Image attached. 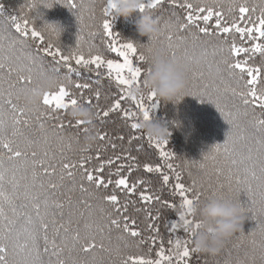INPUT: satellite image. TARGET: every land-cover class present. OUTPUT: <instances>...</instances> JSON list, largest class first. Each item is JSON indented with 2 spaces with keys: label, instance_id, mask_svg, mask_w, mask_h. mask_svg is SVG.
<instances>
[{
  "label": "snow or ice",
  "instance_id": "1",
  "mask_svg": "<svg viewBox=\"0 0 264 264\" xmlns=\"http://www.w3.org/2000/svg\"><path fill=\"white\" fill-rule=\"evenodd\" d=\"M55 3L75 10L78 31L73 46L66 47L60 42L63 29L58 23L46 20L38 23L43 19L39 6L51 8ZM166 3L168 8L164 7ZM176 9H180L182 15ZM99 10L97 18L95 0H29L9 11L0 0V264H102V257L92 255L90 261L84 257L96 253L98 249L113 252L105 248L103 239L97 242V235L103 236L105 226L86 223V231L82 234L78 226L73 228V216L83 217L84 211L70 212L67 220L63 218L65 202L69 206L72 204L71 195L66 201L52 198V193L61 185L51 179L57 174V167L49 158L47 133L51 131L62 143L67 141V147L71 149L72 141H78L79 136L78 133H66L60 114L83 102L94 107L101 124L116 114L125 122L130 121V129L141 132V135L130 134L127 138L129 146L135 140L143 139L140 120L150 119L160 100L153 91L139 95L131 92L133 86H142L146 70L142 65L148 62L141 49L163 46L171 55L179 54L184 58L190 56V46L194 49L205 45L208 41L204 38L210 37H223V44L227 47L213 46L212 60L207 61L205 67H194L189 71V85L181 96L190 95L201 101L207 97V102L215 106L229 125L224 141L212 145L198 165L208 175L207 185L195 178L186 185L181 179V172L176 171L173 163L167 162L174 156L167 150L168 140L150 136H147V142L158 151L159 158L166 161L155 164L145 162L142 165L147 174L161 178L160 187L156 190L150 191L149 181H130V175L122 173L123 168H127L129 174L134 168H140L137 157L130 154V147L124 151L126 159L134 163L120 165L116 169L118 179L115 181L104 175L105 165H112L114 160L102 159L99 149L96 152V158L100 160L97 167L90 171L86 163L92 157L81 156L79 168L83 170L84 180L97 190L114 185L115 189L131 195L136 193L138 186L147 185L139 192V199L149 205L144 209L151 221L147 229L154 233L147 238L136 227L137 221L127 214V202L119 204L116 191L99 197L120 214L113 218L108 213L109 230L112 227L122 228L133 239L139 237L137 247L150 242L147 256L125 254L119 248L115 249L119 264H191L198 252L192 246L194 233L189 226L195 224L199 227L191 215V205L199 202L202 196L206 198L209 192L230 195L239 202L241 191L246 193L249 201L246 206H241L256 223L250 232L242 231L232 236L223 250L231 257L232 249L243 248L245 241L251 238L250 251L245 250L244 259H237L235 264H264V238L259 242L255 240L257 232L264 237V0L252 4L247 0L229 2L226 6L222 0H213L212 3L144 0L138 11L141 14L146 10L159 11L161 16L158 19L162 24L161 34L140 46L133 40L122 39L119 33L113 31L115 0H102ZM257 12L259 15H256ZM86 15L91 21L87 25ZM226 15L232 16L231 21L226 19ZM85 27L88 28V41L84 36ZM225 50L227 55L217 61V53ZM105 52L115 54L114 58H108ZM204 54L206 57L209 55L207 47ZM257 54L262 58L261 63L254 62ZM213 65L221 82H224V74L227 73L228 79L235 81V86L226 83L221 89L212 76ZM83 71L95 73L96 79H85L81 75ZM45 72L56 74L61 81L58 88L45 93L41 107L37 109L29 111L19 106L16 89L32 84ZM102 98L108 102L101 104ZM85 125L84 121L75 120L73 123L69 120L67 127L81 128ZM33 126L44 134L42 142L45 147L39 150L41 142L28 138L24 133V129ZM83 130L86 132L87 128L83 127ZM97 138L107 141L113 150L117 148L107 132H98ZM115 139L124 142L125 136L118 134ZM60 152L63 155L64 149L61 148ZM220 157L223 162L217 166ZM120 159V155L115 157V160ZM208 161L214 162L210 172ZM76 167V163L62 160L59 180L63 182L65 176L72 178L75 175L72 170ZM42 177L49 179L45 181ZM170 183L173 184L172 195L179 197L180 211L177 219L166 223L170 234L166 248L157 224L160 209L153 215L150 205L156 202L160 208H176L175 203L162 199L163 188ZM79 189L82 193L89 192L83 182L79 184ZM79 203L86 210L92 208L88 199ZM181 229L184 237L171 238L172 233ZM158 240L153 256L152 249L157 246ZM224 264L233 262L228 259Z\"/></svg>",
  "mask_w": 264,
  "mask_h": 264
},
{
  "label": "trees",
  "instance_id": "2",
  "mask_svg": "<svg viewBox=\"0 0 264 264\" xmlns=\"http://www.w3.org/2000/svg\"><path fill=\"white\" fill-rule=\"evenodd\" d=\"M29 2V0H3L5 7L7 10H12L19 5ZM97 5L96 15L97 18L100 16V5L102 0H95ZM193 3H201L207 2L212 3L213 0H192ZM225 6L229 2L234 3H241L243 0H222ZM249 4L256 3L258 0H247ZM165 8H168L169 5L166 3L164 5ZM39 11L43 13V19L38 21V23H43V21L48 22H56L58 23L61 28L63 29L60 42L64 46H73L76 39V33L78 31V24L76 21V16L74 14L75 10H70L68 7L55 3L53 7L46 8L43 5L39 6ZM149 12L154 18H158L161 16L159 11ZM177 13L182 15L180 9H176ZM227 11V7H225V12ZM141 13L139 11L134 12L132 15L128 17H123L120 15H115L112 26L113 31L119 33L122 39H130L135 40L139 38L142 43H146L148 41V37H138L136 32V21L139 19ZM165 14V18H166ZM238 16V12L236 13ZM256 15H259L257 12ZM226 19L231 21L232 16L226 15ZM255 19V16H253ZM85 23L90 24L91 21L85 19ZM162 24V21H161ZM85 40L88 41V28L85 27L84 31ZM208 41L205 45H198L194 49L190 46L189 47V55L194 53H203L204 48L207 47L209 51V55L206 58V62L212 60L211 56V49L213 46L217 47H224L226 49V45L223 44V37H210L204 38ZM231 39V37H229ZM239 43V40H237ZM97 43L99 40L97 39ZM85 51H87V43L84 45ZM104 51V49H102ZM105 55L108 58H114L115 54H111L105 52ZM227 55V52L217 53L215 59L219 61L222 56ZM206 62L197 68H202L206 66ZM255 63H261L262 58L257 54L254 57ZM145 69L147 68V64L142 65ZM216 71L215 65L212 68V76L216 79V84L223 89L226 83H231L235 86V81H231L227 77V73L224 74V82H221L219 75H213ZM63 72V69H62ZM82 77L85 79H93L95 80V73H90L88 71H83L81 73ZM114 92L115 89H112ZM207 97H205V101H201L198 97L186 95L183 96L179 101L173 102H164L159 101V105L154 111L152 115L158 118H163L169 126L170 135L168 140L167 150L174 154L173 158L170 161L176 168V171L181 172V179L186 184L189 185L191 180L195 178L198 182H202L205 185L208 183V175L206 172L199 169L198 165L202 162L203 155L207 154L215 143H222L225 139V134L229 128L227 122L223 119L221 114L215 108V106L207 102ZM108 101H105L103 98L101 99V104H105ZM19 106L23 107L20 102H17ZM130 106V104H129ZM258 111V110H257ZM63 118V122L66 126V133L73 132L78 133L79 139L72 141V147L69 149L67 147V141L63 143L59 141L56 137L52 135V132L49 131L47 133L48 136V143L46 147L49 151V158L52 160V163L57 167V174L51 179L55 181L58 187L53 193L52 198L66 201L68 195L72 197V204L69 206L67 202H65V206L63 208L64 219L67 220L69 217L70 212L76 211H84V216H73V228L75 229L77 226L79 230L83 234L85 229L86 223H99L105 226V231L103 236L97 235V242L99 243L101 239H103V243L105 248H110L113 252H107L102 250H97L96 253H89L85 259L91 260L92 255H96L98 257H102V264H119L118 257L115 255V249L119 248L122 253L125 254H133V255H140L143 254L145 256L148 255L149 250V243L146 242L139 247L136 246L137 242L139 241V237L133 239L132 237L128 236L123 232V229H116L112 227L111 230L108 229V213H111L113 218H117L120 214L116 213L115 209L111 204L105 203L99 199L101 195L111 194L113 191H116L119 196V204L125 205L127 202V214L133 217L136 221V227L143 231V237L147 238L150 235H153L151 231L147 229V224L151 223V221L147 218L146 212L144 209L148 208L149 205H146L143 201L139 199V192L143 190L145 186H138L137 191L135 194L129 195L127 192L118 190L114 188V185H109L107 189L100 188L97 190L94 186L89 185L86 180H84V173L83 170L79 168L80 158L81 156H91L92 159L88 160L86 163V167L91 171L95 167H97L100 163V160L96 158V152L99 149L101 152L102 159L107 160L108 158H112L114 163L112 165H105L104 168V175L106 178H111L113 181L118 179L116 175V169L124 164H133V161H129L126 159V152L124 150L131 149L130 154L132 156H136L138 162L140 164V168H134L132 173L129 174L127 172V168L121 169L122 173L125 175H130V181H136L137 179H145L149 181L151 184L150 191L156 190L160 187V177L155 174H147L143 170V163L145 162H152L155 163H166L161 158H159L158 151L153 147L150 146L147 142V135L145 134L144 130L142 129V133L144 138L135 140L131 146L128 144V136L135 135L139 137L141 132H137L136 130H131L129 125L130 121L125 122L120 118L119 114L111 116L106 123L101 124L99 120H96L97 126V133L100 131H105L108 133L110 137L114 140L117 144V148L113 150L110 145L107 144V141H100L98 138L96 139L95 143L91 147H85L83 144V138L85 135V131L83 127H88L85 125L81 128H68V121L72 120L66 113L60 114ZM73 123L75 120H72ZM51 123V122H49ZM25 136L31 138L33 140H38L41 143L38 146L39 148L45 147L42 142V137L44 134L39 133V129L36 126L31 128L24 129ZM118 134H123L125 136V141L121 142L116 140L115 137ZM63 148L64 152L61 155L60 149ZM117 155L121 156L120 160H115ZM54 157V158H53ZM62 160L71 161L77 164V167L74 168L72 171L75 175L72 178H68L65 176L63 182L59 180V176L61 174L60 162ZM195 161V163H192ZM223 158H218L216 162L217 166L222 164ZM208 171L210 172L212 167L214 166V162L208 161ZM45 181L49 179L48 177H42ZM214 179V178H213ZM83 182L85 187L89 188L88 193H82L79 189V184ZM175 180L173 179V183ZM173 184L170 183L163 188L162 192V199L169 200L176 204L175 209L169 208H160V204L153 202L150 207L153 212V215H156V210L160 209V219L157 221L160 236L164 238L165 247L167 248V240L169 239V232L166 228V223L171 219H177L178 213L180 211L179 204L180 200L178 196H173ZM88 199L89 202L92 204V208L90 210H86L83 205L79 203V201ZM205 199V197H201V200ZM238 200L242 206H246L248 201V197L245 192L241 191L239 194ZM103 209V211H101ZM59 218V217H58ZM123 223V222H122ZM255 221L250 219L245 220L243 225V232H250L252 228L255 226ZM241 231V232H242ZM239 233V232H238ZM185 233L183 230H178L176 233L171 234V238L175 239L176 236L184 237ZM123 237V239H121ZM262 238L261 234L257 232L255 236V240L259 242ZM251 238H249L250 241ZM249 241H245L244 247L240 249H232L231 250V257L228 256V252L222 250L218 255L210 256L204 253H197L193 256L191 260V264H224L225 260L231 259L233 264L237 259H244V252L245 250L251 249V245ZM128 245L127 247L125 245ZM159 244V240L157 241V246H153L152 255L154 256L155 251L157 250ZM193 246V244H192ZM215 257V259H213ZM45 260L48 259L47 256L44 257Z\"/></svg>",
  "mask_w": 264,
  "mask_h": 264
},
{
  "label": "clouds",
  "instance_id": "3",
  "mask_svg": "<svg viewBox=\"0 0 264 264\" xmlns=\"http://www.w3.org/2000/svg\"><path fill=\"white\" fill-rule=\"evenodd\" d=\"M144 0H115L116 15L128 17L137 12ZM138 37H158L161 34V23L145 11L136 21ZM138 46L142 43L139 38L133 40ZM147 57V68L143 76L142 86H133L131 92L139 95L142 92L153 91L160 101L177 102L182 94L186 93L189 85V71L206 62L203 53H194L182 58L181 55H171L163 46L141 49ZM213 75H218V70ZM56 74L45 72L39 75L32 84L19 86L15 96L26 110L41 107L44 94L54 91L60 84ZM186 96V95H183ZM72 120L84 121L87 127L83 138L85 147H91L97 139L96 112L93 106L87 103H77L67 110ZM140 128L147 136L157 139H167L170 135L168 123L163 118L151 117L140 120ZM193 219L199 224L189 226L194 233L193 247L198 253L210 256L218 255L227 242L243 230L248 219L244 207L232 196L222 195L219 192H209L205 199L194 203L190 207Z\"/></svg>",
  "mask_w": 264,
  "mask_h": 264
}]
</instances>
